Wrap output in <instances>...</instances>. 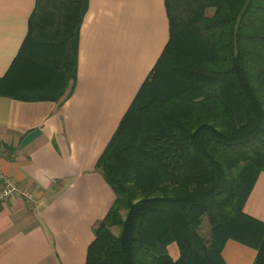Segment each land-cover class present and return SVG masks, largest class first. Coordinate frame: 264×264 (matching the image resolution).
I'll list each match as a JSON object with an SVG mask.
<instances>
[{"label": "trees", "instance_id": "16d2710c", "mask_svg": "<svg viewBox=\"0 0 264 264\" xmlns=\"http://www.w3.org/2000/svg\"><path fill=\"white\" fill-rule=\"evenodd\" d=\"M88 2L36 0L1 93L64 94ZM165 2L169 40L96 164L116 198L86 264H226L230 237L254 244L253 264H264V222L244 211L264 171V0ZM26 72L50 85L22 86Z\"/></svg>", "mask_w": 264, "mask_h": 264}, {"label": "crops", "instance_id": "0c3cea01", "mask_svg": "<svg viewBox=\"0 0 264 264\" xmlns=\"http://www.w3.org/2000/svg\"><path fill=\"white\" fill-rule=\"evenodd\" d=\"M35 4L0 0V76L21 49ZM169 36L165 0H89L76 78L64 94L27 100L0 92V171L20 188L0 202V264H86L94 229L116 198L97 161ZM19 79L48 86L51 77ZM244 211L264 222V171ZM168 250L179 256L176 242ZM221 253L226 264H253L257 248L230 237Z\"/></svg>", "mask_w": 264, "mask_h": 264}, {"label": "built area", "instance_id": "2783aa9c", "mask_svg": "<svg viewBox=\"0 0 264 264\" xmlns=\"http://www.w3.org/2000/svg\"><path fill=\"white\" fill-rule=\"evenodd\" d=\"M20 190L18 184L11 177L0 171V202L6 200L12 193ZM28 198L32 197L29 192H23Z\"/></svg>", "mask_w": 264, "mask_h": 264}, {"label": "rangeland", "instance_id": "374dc122", "mask_svg": "<svg viewBox=\"0 0 264 264\" xmlns=\"http://www.w3.org/2000/svg\"><path fill=\"white\" fill-rule=\"evenodd\" d=\"M114 230L117 232L118 231L117 227H115ZM208 231H209V225H208V222L206 219L205 222L203 223V226H202V233L208 234Z\"/></svg>", "mask_w": 264, "mask_h": 264}]
</instances>
